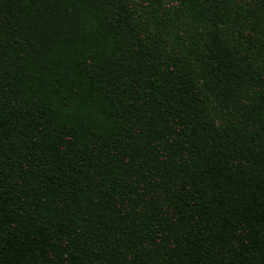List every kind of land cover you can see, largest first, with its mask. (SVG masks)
<instances>
[{"label": "trees", "instance_id": "obj_1", "mask_svg": "<svg viewBox=\"0 0 264 264\" xmlns=\"http://www.w3.org/2000/svg\"><path fill=\"white\" fill-rule=\"evenodd\" d=\"M0 264H264V0H0Z\"/></svg>", "mask_w": 264, "mask_h": 264}]
</instances>
